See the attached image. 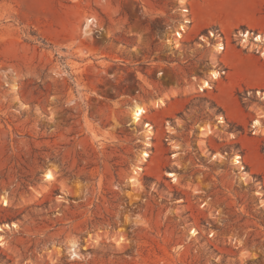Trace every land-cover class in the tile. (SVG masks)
<instances>
[{
    "label": "rangeland",
    "instance_id": "1",
    "mask_svg": "<svg viewBox=\"0 0 264 264\" xmlns=\"http://www.w3.org/2000/svg\"><path fill=\"white\" fill-rule=\"evenodd\" d=\"M184 2L0 0V264H264V33L174 50Z\"/></svg>",
    "mask_w": 264,
    "mask_h": 264
},
{
    "label": "crops",
    "instance_id": "2",
    "mask_svg": "<svg viewBox=\"0 0 264 264\" xmlns=\"http://www.w3.org/2000/svg\"><path fill=\"white\" fill-rule=\"evenodd\" d=\"M262 2L263 0H200L196 2L193 12L195 26L199 30L215 25L225 32L239 26L264 31V17L260 9ZM244 64H239V70ZM257 77L264 81L261 75ZM256 78L253 81L259 83Z\"/></svg>",
    "mask_w": 264,
    "mask_h": 264
},
{
    "label": "built area",
    "instance_id": "3",
    "mask_svg": "<svg viewBox=\"0 0 264 264\" xmlns=\"http://www.w3.org/2000/svg\"><path fill=\"white\" fill-rule=\"evenodd\" d=\"M198 1H200V0H186L182 4V7L179 8V11L175 12L176 18H174L172 20H175L176 25L172 28L173 29V39L169 40V43L171 44V46L174 47V50H179V51L183 52L184 51L183 50V46H184L183 44H185V43L191 45V43L193 42L196 45L205 48V47H210L214 44L212 39L220 38L221 42L219 43L220 44L219 46L222 48V54L227 53L229 44L227 41L225 43L222 42L221 39H223V38L220 37L219 32H221L225 38H228L227 34L232 36V34H237L236 31H240L241 29L248 28V27H246V26L235 27L233 30H231L228 33L223 31L220 27L215 26V25L198 30L197 27L195 26V19H194V15H193L195 4ZM263 4H264V0H263ZM248 29H250V28H248ZM250 30L255 31V29H250ZM197 31H199V32L197 33ZM258 32L264 33L262 31H258ZM246 35H249V38L253 42L257 41V39H258V38H255L253 40L254 36H252V34L250 32L245 31L242 34V37L235 35V36H237L236 42L238 43V45H239L240 40L243 38V36H246ZM196 39H199V41L195 42ZM174 50H172V51H174ZM247 50H249V49H247ZM251 53H253V52H251ZM222 54H221V56H222ZM222 65H224V64H222ZM225 67H227V66H225ZM218 71H220L223 74L225 73L221 70H218ZM159 75H162V74L159 73Z\"/></svg>",
    "mask_w": 264,
    "mask_h": 264
},
{
    "label": "bare ground",
    "instance_id": "4",
    "mask_svg": "<svg viewBox=\"0 0 264 264\" xmlns=\"http://www.w3.org/2000/svg\"><path fill=\"white\" fill-rule=\"evenodd\" d=\"M186 1V0H185ZM257 41H259V38L257 39ZM257 41H251V39L249 38V35H246V36H243V38L240 40L239 44L242 48L244 49H249L250 52H256L258 54H260L261 56H263L264 58V46H260V44L257 43ZM260 41H262V39L260 38ZM215 57L217 58V60H219L222 64H224L225 66L229 67V62L227 61V58L225 57H221V54H222V48L220 46H215ZM222 78V73L220 71H213L211 73V80L210 81H204L203 84H202V87H200V91L202 93H204L206 90H212L213 89V83L217 80H220ZM161 103V102H160ZM164 101H162V104H159V105H164ZM160 107V106H159ZM133 110V113L135 114V118H140L142 117L143 115H145L147 112H146V109L143 105H139V104H135L132 108ZM139 121V120H138ZM255 128H257L258 130L256 131V133H262L263 132V129H262V122L261 120H256V125H255ZM148 155V154H146ZM145 155V156H146ZM233 163L235 165H241L243 164L238 157H236L233 161ZM171 176L175 177L176 174H172ZM46 180L48 181H53L55 180V175L54 173L52 174L51 172H48L45 176ZM175 180H177L175 178ZM5 201V197L3 198ZM1 240V239H0Z\"/></svg>",
    "mask_w": 264,
    "mask_h": 264
}]
</instances>
